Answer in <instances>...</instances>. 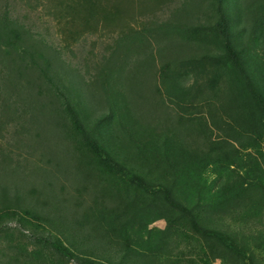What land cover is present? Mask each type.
Returning <instances> with one entry per match:
<instances>
[{
	"label": "rangeland",
	"instance_id": "rangeland-1",
	"mask_svg": "<svg viewBox=\"0 0 264 264\" xmlns=\"http://www.w3.org/2000/svg\"><path fill=\"white\" fill-rule=\"evenodd\" d=\"M69 1L0 0V16L7 14L21 30L20 37L14 38L12 47H7L8 51H0V175L3 169L7 171L11 196L15 194L13 187L19 190L18 201L9 199L7 207L5 202H0V264H79V257L69 259L58 255L44 237L61 240L81 257L100 258L97 261L102 264H115L117 260L125 258L127 264H165L164 261L175 264V260L176 264H194L192 258L185 255L192 249L190 244L197 243L192 237L202 240L195 235L194 226L180 217L171 226L173 233L166 232L167 218H175L170 206L141 186L126 185L122 179L130 182L132 175L123 177L122 171L143 175L146 181L151 182V189L158 190L164 184L170 185L178 198L185 199L195 191L187 186L200 184V179L186 171L194 168L202 173L199 176L201 184L205 180L213 183L217 177L208 174L207 167L211 163L221 164L224 161L223 153L227 146H224L225 149L223 146H211L207 144L208 138L210 143L221 145L226 134L236 133L243 145L234 147L231 144L228 147L237 149L239 161H246L249 151L245 148L246 135L255 132L254 128L245 127L243 122H231L242 133L231 130L228 125L231 119L225 116L220 104L228 95V90L224 93L222 89L228 88L229 82L233 81L230 88L234 87L235 101L243 108L244 83L235 78L236 70L230 67L228 60L222 58L225 48L218 40L219 36L214 37L206 31L186 30L182 34L188 36L184 38L190 45L173 46L171 40L166 39V33L159 31L165 24L172 26L186 22V28H189L201 20L203 22L206 16L199 12L206 10L201 4L204 0H100L98 20L93 21L97 25L88 28L82 16L65 15V6ZM257 1L225 0L238 32L251 30L253 19H246L245 7ZM107 11H118V14L108 20L104 14ZM129 25L136 29L160 26L158 33L153 31L154 37L150 35L153 32L149 33L154 38L155 48L158 44L160 48L165 46V62L180 61L178 67L174 64L173 68L163 67L161 58L157 56L156 67L161 74L165 69L174 79L184 81L189 87L195 81L198 84L209 81L204 92L193 91L188 97L180 99L172 96L168 90L173 78L164 77L166 86L162 88V98L169 106V112L175 114L173 120H165L166 110L153 109L148 102L139 100L143 109L139 112L136 108V111L141 122L153 127V130L149 128L146 131L138 124L134 128L140 138L139 150L131 147L128 134L121 127V123L127 126L126 119L121 118L116 108H112L109 100H105L101 84L103 77L99 75L106 63L105 58L111 55L115 39ZM242 40L246 42L243 36ZM48 44H52L51 52L46 48ZM209 48L217 51L220 57L218 61L208 57L202 60L209 53ZM136 49L130 52L132 58L138 57ZM261 57L260 61L264 55ZM192 58L201 59L196 64V70L181 68L182 60ZM40 61H53L54 69L58 70V74L53 70L50 72L54 79L49 74H41L39 68L44 65H39ZM179 68L183 69L181 73L177 72ZM129 72L133 75L129 83L139 89L155 88L158 82L149 76V72L143 75L136 69ZM72 76L79 82V90L74 93L67 92L64 81L59 80L60 77ZM77 104L84 105V110H80L84 118L82 121L96 138L104 139L122 171H115V161L111 162L110 169L98 165L95 162L97 154L90 150L87 141L78 133H68L71 120L73 122L68 108L77 107ZM59 113L62 117L56 116ZM219 114L223 116L220 121L217 118ZM57 122L65 123V132L64 126L56 125ZM201 126L203 131L200 130ZM71 132L77 131L73 128ZM60 136L74 140L72 147L75 149L70 150L80 159L75 166H71L69 161V146L66 143L63 146L57 144L62 141L59 140ZM164 139L171 144L179 139L188 151L190 162L186 160L181 166L177 165V153L173 150L170 152L163 143ZM65 141L70 143L69 140ZM225 142L230 144L227 140ZM262 148L264 152V145ZM219 152L222 153L216 154ZM261 163L264 164L263 161ZM85 168L92 176L89 180L85 178ZM178 172H183L180 181L177 179ZM94 183L104 190L95 188ZM100 202L105 205L98 213L102 206ZM89 206L92 208L89 209ZM106 207L108 210H104ZM86 212L94 217L92 229L101 235V239L94 238L92 242H87L80 235ZM71 217L76 221L79 219V224L73 223ZM100 222L104 224V230H101ZM216 222L217 225L224 223L222 220ZM108 235L119 239L117 249L121 250L117 256H109V252H105L108 241L102 237ZM95 244H99L104 251ZM173 244L177 247L174 248ZM205 252L200 264H224L221 259L210 258L208 249Z\"/></svg>",
	"mask_w": 264,
	"mask_h": 264
},
{
	"label": "trees",
	"instance_id": "trees-1",
	"mask_svg": "<svg viewBox=\"0 0 264 264\" xmlns=\"http://www.w3.org/2000/svg\"><path fill=\"white\" fill-rule=\"evenodd\" d=\"M74 2H76L75 5L73 4ZM100 2V0H70L65 6V15L73 17L74 15H80L83 17L84 24L87 28L95 27L97 22L93 23V21L98 20L99 7L101 8ZM201 4L203 7H206V10L205 12L200 11L199 13L204 14L206 19L203 20L204 23L202 20H198L200 21L199 24L190 25L189 28H186V22H178V24L172 26L165 24L163 27L157 25L150 28L142 27L141 29H136L134 26L129 25V27L122 30V33L120 32V35L115 39L111 55L105 58L106 63L99 74L103 77V79H101V84L104 97L105 100H109L113 109L116 108V111L120 112L121 118L126 119L127 126L120 122L121 127L124 128L125 132L128 134L131 147H136L139 150L141 148L140 138L134 128L137 127L138 124H141L144 129L146 128V131L149 130V128L153 130V127L146 126L141 122L136 111V108L139 112L143 109V106H140L142 102L139 100L148 102L153 106V109L166 110L164 115L165 120H173L176 116L174 113L169 112V106H167V103L162 98V88L166 86L164 77L173 78L172 83L168 85V90L172 96H178L180 99H183L184 96L188 97L190 92L193 91L204 92L205 85L209 83V81H207L206 83L198 84V82L195 81L194 85L189 87L184 81L174 79L173 75L165 71V69L161 74L160 70L156 67L157 56L161 58V66L164 65L168 68H173V64L175 67H178L180 61L177 59L165 62L163 58V56H165L163 53L165 46L160 48L158 44L155 48V43L152 41L154 38H151L149 33L153 31L158 33V27H160L161 29H159V31L163 30V32L166 33V39L171 40L173 46L190 45L184 38L188 36H183L182 34V31L186 32V30H188L187 32L199 30L206 31L213 36H219L218 40L221 41L223 48H225L222 58L228 60L230 67L236 70L237 75L235 78L244 83L245 88L244 107L242 108L235 101L234 87L230 88L233 81L229 82L230 86L222 89L224 93L227 92V89L228 95L225 94L227 98L220 101L221 107L224 110L225 116L231 119L228 123L231 130L237 132V134L242 133V131L234 127L231 122L238 124L239 122H243L245 127H252L255 131L246 135L247 141L245 144L247 146L245 148L249 149L246 161H239L237 157L238 151L234 147L235 145H243V142L235 135L236 133L226 134V139L222 140L221 145L217 142L210 143V138H208L207 144H212L211 146H227V149L224 147V161L221 164L211 163L210 167H207V173L215 174L217 179L213 183H209L208 180H205V182L201 184V178L199 176H201L202 173L200 174V172L194 168L186 171L185 173H189L192 177L200 179V184L196 183L187 186L195 189V191L190 192V195L186 196L185 199H180L176 196L173 187L170 185L164 184L162 187L158 188V190L151 189V182L146 181L143 175L122 171L119 164H116L114 160L115 156L112 151L107 148L104 139L101 141L96 138L94 133L91 132L92 130H90V127L88 128L86 123L82 121L84 118L80 110H84L83 104H77V107L69 106L68 110L72 115L73 122L71 120V124L67 131L72 134L78 133L87 141L90 150L97 154L95 162H97L98 165L110 169L112 167L111 162L115 161V168L117 166V169H115L116 172H124L123 177L130 174L132 175L130 182L129 180L122 179L126 185L141 186L147 193L159 197L162 199L161 201L163 204L165 203L170 206L171 210L175 213V218H177H167L168 226L166 232H172L173 229L171 226L174 224L173 222L180 220V217L189 221L194 226V231H196L195 235L200 236L202 240L197 237H192L198 244H190L192 249L190 253L185 254L192 258L191 261H194V264H200L202 262L206 254L205 249H208L211 253L210 258L214 260L221 259L224 264H264V164L261 163V161L264 162V152L262 148V145H264V67L262 68V62L264 59L260 61L262 58L261 56L264 55V50L261 52V49L264 48V0H258L255 4L248 3L245 7L246 19H253L251 30H246V33L245 31L238 32L233 17L230 15L228 7L225 4V0H209L208 3L204 0ZM80 10L83 12L85 11V13L83 14ZM104 14L105 18L110 20L116 17L118 11H107ZM154 32L150 33L153 37ZM20 33L21 30L16 21L11 20L7 14L1 15L0 51H8L7 47H12L14 38L20 37ZM72 34L75 35L73 32ZM242 36L246 42L242 40ZM155 40L158 41L157 39ZM197 41L200 43L203 42L200 40ZM46 46L47 50L51 52L52 44ZM135 47L137 48L135 52H137L138 57L132 58L130 52L134 50ZM57 49H55V52H58ZM174 51H177V49ZM222 54H220V56ZM206 57L216 61L220 59L219 55H217V51L210 48L209 53L206 54L202 60H206ZM200 62L201 59H185L181 62V68H185L184 70H192L194 68L196 70V64ZM41 64L44 65L39 68L42 75L49 74V77L53 78L52 74H50L51 70L58 74V70L54 69L53 61H40L39 65ZM181 68L175 70L181 73L183 71ZM133 69L141 71L142 75L149 72V76H152L158 81L156 85H154L155 88L142 90L137 88V86L131 85L129 81L133 79V75L129 71ZM158 71L160 76L157 75ZM67 72L68 71L65 70V74H67ZM200 74L201 73H199V75ZM199 75L198 78L201 76ZM59 80L61 82L64 81L63 84H65L67 92H78L79 89L77 86L79 82L76 77H60ZM56 116L62 117L60 113ZM211 116L214 118L213 115ZM222 117V114L217 116L219 121ZM56 125L64 126L65 132V123L63 125L57 122ZM73 128L76 129L77 132H71ZM205 129L206 128H204V130ZM200 130L203 131V126H201ZM61 139L60 136L59 140ZM65 140H69L70 143H67ZM225 140L230 144L226 143ZM61 142L57 144L63 146L66 143V146H69L68 150L71 153L69 161L71 166H75V163L80 159L73 152L75 149L72 147L74 140L71 139V137H67L66 139L63 138ZM163 143L167 145L170 152L173 150V152L177 153L175 155L177 165L181 166L186 160L190 162L187 158L188 151L183 147L179 139H175L173 144L169 143L167 139H164ZM231 144L232 146L234 145V147H228V145L231 146ZM256 150L258 151L257 153L255 152ZM221 153L222 152L216 154ZM203 174H205V172ZM6 175L7 171L3 169L0 175V202H5V206L7 207L9 206V199L14 201L19 200V190L13 187V192L15 194L11 196ZM182 175L183 172H178L177 179H179V181L182 179ZM91 177V174L87 171L85 176L86 180H89ZM218 180L221 183H217ZM15 182L17 183L18 181L16 180ZM181 185L184 186V183L181 182ZM94 186L98 190H104L98 183H94ZM180 188L179 184V189ZM203 194H206V196L204 197ZM53 196L58 200L56 194H53ZM195 197L198 198L196 199ZM59 201L61 202L60 199ZM100 205L102 206L98 209V213L101 212L105 204L100 202ZM91 208L92 206H89V209ZM85 210H88V208H85ZM104 210H108V208L106 207ZM87 213L88 212H86L85 215ZM86 216L85 222L81 226L82 231H79L80 235L87 242H92L94 238H98V240L101 239V235L92 229L94 217L89 214ZM71 220L73 223L77 222V224H79V219L76 221L71 217ZM219 220H222L224 223L217 225L216 221ZM101 224V230H104V224L100 222V225ZM102 238L108 241L105 252H109V256H117V253H120L121 250V248L117 249L120 243L119 239H114L111 235ZM44 239L56 253L62 257L69 259L79 257L77 259L79 264H102L97 261L100 260V258H88L86 256L81 257V255H77L74 250L64 245L59 239L53 240L48 237H44ZM95 245L98 247L100 246L99 244ZM111 245L112 247H110ZM173 246L174 248L177 247L176 244H173ZM101 249L103 250V248ZM164 262L167 264L166 261ZM127 263L128 260L126 258L115 262V264Z\"/></svg>",
	"mask_w": 264,
	"mask_h": 264
}]
</instances>
